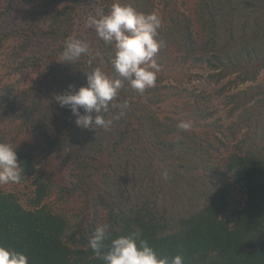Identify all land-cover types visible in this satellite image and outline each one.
<instances>
[{
    "label": "trees",
    "instance_id": "16d2710c",
    "mask_svg": "<svg viewBox=\"0 0 264 264\" xmlns=\"http://www.w3.org/2000/svg\"><path fill=\"white\" fill-rule=\"evenodd\" d=\"M1 1L4 25L13 0ZM121 2L159 16L161 63L204 70L188 78L220 86L230 122L215 118L213 94L160 78L142 94L123 82L111 104L129 108L109 131L77 128L53 94L83 86L89 59L115 76L111 46L77 24L80 8L92 15L113 0H37L24 30L0 31V122L18 124L13 140L0 129V142L34 139L16 147L28 191L0 188V246L28 264H104L88 240L107 224L110 239L139 231L158 257L179 254L184 264H264V0ZM69 38L87 41L91 55L60 64ZM38 43L44 49L32 53ZM177 96L174 114L164 107ZM118 111L110 105L105 118ZM181 121L191 128L179 130ZM64 170L66 184L56 176ZM235 190L242 199L234 208Z\"/></svg>",
    "mask_w": 264,
    "mask_h": 264
},
{
    "label": "clouds",
    "instance_id": "9594fccd",
    "mask_svg": "<svg viewBox=\"0 0 264 264\" xmlns=\"http://www.w3.org/2000/svg\"><path fill=\"white\" fill-rule=\"evenodd\" d=\"M86 23L105 44L111 46L110 62L115 76L101 67L92 68V60L89 59L90 71L84 72L85 84L75 91H72L75 86L69 84L67 89L54 93L53 99L59 107L70 110L77 128L109 131L114 120L124 116L129 108L127 101L111 104L125 80L140 94L155 86L159 66L154 57L163 45L155 37L161 27V19L155 12L143 13L121 0H113L107 11L96 9ZM90 55L87 41L69 38L64 43L59 63L69 65L82 56ZM110 105L119 111L113 118L106 119ZM80 109H83V114ZM177 128L187 131L191 122L181 121ZM16 147L0 142V184L18 183L24 176ZM108 228L107 224L96 227L88 240L89 248L104 264H184V258L179 254L171 259L158 257L153 248L140 239L139 231L110 239ZM0 264H28V258L22 252L0 246Z\"/></svg>",
    "mask_w": 264,
    "mask_h": 264
},
{
    "label": "rangeland",
    "instance_id": "374dc122",
    "mask_svg": "<svg viewBox=\"0 0 264 264\" xmlns=\"http://www.w3.org/2000/svg\"><path fill=\"white\" fill-rule=\"evenodd\" d=\"M36 3L37 0H13L12 18L7 24L3 25L0 23V31L10 30L14 27H20V30H24L26 28V22L29 19L28 14L33 10ZM5 5L6 3L0 0V12H2V10L5 8ZM92 11L93 9L89 7L80 8L78 10L77 24L81 30H86L89 27L86 21L91 15ZM14 45V40L6 44L4 54L9 53V51L11 50V48H13ZM43 49L44 45L42 43H38L36 47L32 49V53H38L40 50ZM154 59L157 65L159 66L156 83L160 82L159 79L161 78L162 85L175 86L179 90L184 88L188 90L197 89L198 91H205L207 93L213 94L214 97L210 103V107L214 110L215 118H220L222 120V123L224 124H228L230 122V119L227 118V110L223 104V98L217 95V89L220 86L208 83L205 80H196L195 78L191 77V81L189 80L188 75L193 76L197 73L206 74L204 70H202L201 68H190L189 66H172L171 63L169 64V66L165 63L162 64L161 62L163 58L161 53L159 52L156 54ZM2 78L4 79V81H7L9 79V73L6 68H4L2 71ZM15 79L16 77L13 76L12 80ZM259 81H264V72L260 75ZM175 99L173 101H170L169 104L164 107L165 109H167V111H173L174 114L178 112L175 107L182 103L178 96L175 97ZM17 125L18 124L13 120L5 119L4 121L0 122V129L3 130L9 136L10 140H13L16 135ZM17 137L18 139L14 140V143L17 144V146L29 147L34 141L33 135L31 133H29V135L25 133ZM56 176L60 178L62 183H67V171H57ZM0 188L5 191L19 192V194L28 191L26 182H23L22 180H20L18 183L0 184ZM241 193V191L235 190L234 194H232V207L235 208L241 203ZM71 204L74 205L73 202Z\"/></svg>",
    "mask_w": 264,
    "mask_h": 264
}]
</instances>
